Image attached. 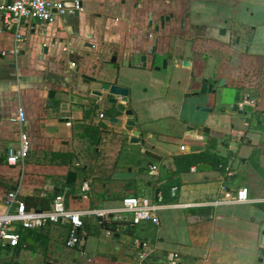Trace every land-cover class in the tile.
Listing matches in <instances>:
<instances>
[{
	"label": "crops",
	"instance_id": "0c3cea01",
	"mask_svg": "<svg viewBox=\"0 0 264 264\" xmlns=\"http://www.w3.org/2000/svg\"><path fill=\"white\" fill-rule=\"evenodd\" d=\"M79 1L77 16L23 21L17 55L0 14V213L13 190L34 211L59 194L68 209L131 223L121 201L154 198L175 156L208 150L227 165L224 172L193 166L169 199L157 194L158 226L108 231L86 215L75 248L65 244L66 224L20 230L24 242L0 247V264H264V0ZM160 17L170 20L155 31ZM163 61L164 70L150 71ZM203 80L215 94L198 95ZM102 83L126 87L128 103L87 102ZM244 98L248 105L239 107ZM18 109L30 154L23 166H8ZM136 130L142 144L129 142ZM68 172L76 176L70 185ZM240 188L250 203H221ZM134 239L152 247L143 263Z\"/></svg>",
	"mask_w": 264,
	"mask_h": 264
},
{
	"label": "built area",
	"instance_id": "2783aa9c",
	"mask_svg": "<svg viewBox=\"0 0 264 264\" xmlns=\"http://www.w3.org/2000/svg\"><path fill=\"white\" fill-rule=\"evenodd\" d=\"M82 12L83 8L79 0H10L9 4L0 5L2 29L12 32L14 37V46L10 53L17 55L21 50V45L25 42V36L22 34L23 21L37 20L43 24H53L59 17ZM62 50L63 52L67 51L66 48ZM70 65L74 67L73 63ZM245 105H248L246 98L238 106L243 107ZM102 116L100 115V117ZM12 122L18 127V144L17 147H11L7 151L5 162L8 166H23L30 154V141L22 129L25 117L21 109L17 110L16 117L12 119ZM180 150L183 151L184 147L181 146ZM154 171L155 169H153L155 174ZM175 191L176 188L171 189L172 193ZM157 202L154 198L127 197L121 201L120 212L130 214L132 226L148 222L158 226L159 219L156 212L159 207ZM250 202L248 189L240 188L229 199H224L221 203L246 204ZM2 205L4 211L0 213V247L3 248L19 245L20 230H34L50 224H66L68 228L65 244L68 248H75L81 239L82 218L86 215H93L97 217L98 224H100L101 220L108 215L105 211L68 209L61 195L52 200L49 209L34 211L28 209L18 193L13 190L6 192ZM133 244L138 249L137 258L140 263L145 262L153 253L148 242L134 239Z\"/></svg>",
	"mask_w": 264,
	"mask_h": 264
},
{
	"label": "water",
	"instance_id": "95a60500",
	"mask_svg": "<svg viewBox=\"0 0 264 264\" xmlns=\"http://www.w3.org/2000/svg\"><path fill=\"white\" fill-rule=\"evenodd\" d=\"M74 15L77 16L78 13H75ZM66 16H68V15H66ZM150 18H151V16H150ZM169 20H170L169 17H166V18L161 17L159 19L160 25L157 26L155 28V30L158 31V28H160V29L164 28V23L168 22ZM47 51H48V48L44 47V52L46 53ZM152 55H154V52H152ZM145 60H146V58L144 56L141 57V63H143L142 69H140L141 71H145V70H143L146 68ZM154 62H155V58H153V64H154ZM185 64H187V63H185ZM165 67H166V63H165V61H163L162 66L160 68L155 66V65H152L150 71L153 70L156 72H160V70H164ZM135 71H138V70H135ZM83 79H84V84H88L90 81H92V80H86V77H83ZM222 84H223V81L221 80L219 85H222ZM51 94H52V92H50V95ZM213 94H215V90L213 89V84H209L207 80H203L202 84L200 86V89L198 91V95L206 96V95H213ZM91 96H93L94 99H90V98L87 99L86 101L89 103L95 104L97 100H101L102 98H108V100H107L108 104L114 105V104L118 103V105L122 107L128 103L129 90L126 87H122V86H119L116 84L102 83L100 85L98 91H91ZM116 98H118V100H116ZM196 110L202 111V112H209V113L212 112L211 109H209L207 107H202V106H197ZM124 114H125V116L130 117L132 115V112L130 110H125ZM110 122L116 123L117 120L114 118H110ZM127 125L129 127H132V128L135 127V123L131 122V121H128ZM205 130H207V129H205ZM129 142L131 144H138V143L142 144L143 143L142 139L140 138V133L137 130L132 131V137L129 139ZM195 170L199 171V172L211 171L212 166L209 164L200 163L195 167ZM75 177L76 176L73 172H68L66 184L67 185L73 184L75 182ZM157 194H158V192L155 191V194H154L155 202H157V200H158Z\"/></svg>",
	"mask_w": 264,
	"mask_h": 264
},
{
	"label": "trees",
	"instance_id": "16d2710c",
	"mask_svg": "<svg viewBox=\"0 0 264 264\" xmlns=\"http://www.w3.org/2000/svg\"><path fill=\"white\" fill-rule=\"evenodd\" d=\"M96 142H97V139L95 140V143ZM173 161L175 165V171L171 173H166L164 178L159 179V181L156 183L157 185H155L154 187L155 191H157L158 194L160 193L161 195H164V198H162V201L165 200V198L169 199L167 195L168 191L172 187L179 186L181 184L180 175L184 172L189 171L191 167L196 166L200 163H208L209 165L213 167L214 170L224 172V168L227 165L228 159L225 157H221L216 154L210 153L208 150H205V151L195 153V154L177 155L173 158ZM58 195L59 194L54 195L52 200ZM124 226H126L130 230L132 228L131 223L115 221L109 218H105L101 220V223L99 224V227L101 229L108 230V231H115L116 229L120 227H124ZM21 242H24V238H22V236H21Z\"/></svg>",
	"mask_w": 264,
	"mask_h": 264
},
{
	"label": "rangeland",
	"instance_id": "374dc122",
	"mask_svg": "<svg viewBox=\"0 0 264 264\" xmlns=\"http://www.w3.org/2000/svg\"><path fill=\"white\" fill-rule=\"evenodd\" d=\"M245 17H248V16H245ZM255 17L256 18L258 17V20H259V16L258 15H256ZM226 94H227V99H226V95L225 94L224 95L223 94L221 95V98H222L221 103L222 104H228V99H231V97H230L231 94L230 95L228 93H226ZM8 148L5 150L6 153L10 149V148L9 149Z\"/></svg>",
	"mask_w": 264,
	"mask_h": 264
},
{
	"label": "flooded vegetation",
	"instance_id": "af4514ba",
	"mask_svg": "<svg viewBox=\"0 0 264 264\" xmlns=\"http://www.w3.org/2000/svg\"><path fill=\"white\" fill-rule=\"evenodd\" d=\"M160 18H161V17H160ZM160 18H159V19H160ZM162 18H166V17H162ZM165 23H167V22H165ZM165 23H164V26H165ZM159 25H160V22L158 21V25H157V26H159ZM157 26H156V27H157ZM155 31H156V30H155Z\"/></svg>",
	"mask_w": 264,
	"mask_h": 264
}]
</instances>
